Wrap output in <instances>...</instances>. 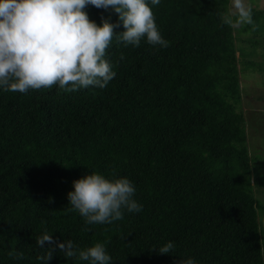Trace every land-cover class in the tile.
<instances>
[{
	"label": "trees",
	"instance_id": "obj_1",
	"mask_svg": "<svg viewBox=\"0 0 264 264\" xmlns=\"http://www.w3.org/2000/svg\"><path fill=\"white\" fill-rule=\"evenodd\" d=\"M147 2L169 46L114 37L106 87L0 88V264H89L63 255L55 242L67 240L81 250L103 243L110 264H264V206L254 192L264 171L250 162L236 108L243 52L220 19L230 0ZM85 11L97 24L119 20L111 8ZM252 12L257 30L241 31L257 46L264 9ZM93 172L131 180L142 210L87 224L67 194ZM45 233L53 243L40 247ZM169 241L172 252L159 253ZM49 247L52 259H41Z\"/></svg>",
	"mask_w": 264,
	"mask_h": 264
},
{
	"label": "clouds",
	"instance_id": "obj_2",
	"mask_svg": "<svg viewBox=\"0 0 264 264\" xmlns=\"http://www.w3.org/2000/svg\"><path fill=\"white\" fill-rule=\"evenodd\" d=\"M151 3L158 5L160 0ZM89 5L113 9L118 22L102 18L103 22L97 24L85 11ZM220 19L230 27L251 25L252 31L258 28L245 0H231V10ZM121 23L124 30L117 33ZM114 37L134 46H139L142 38L153 46H169L147 0H0V88L19 93L55 85L65 92L89 86L104 88L115 77L105 59ZM73 187L67 194L70 210L78 211L87 224H110L123 219L124 209L142 210V205L133 199L136 189L127 177L110 179L93 172L74 180ZM46 241L51 245L53 237L45 233L36 242L44 247ZM55 243L67 258L89 264H110L112 260L103 243L83 250L72 240ZM174 247L169 241L158 251L167 254ZM54 251L49 247L41 259L51 260ZM180 264L196 261L188 258Z\"/></svg>",
	"mask_w": 264,
	"mask_h": 264
},
{
	"label": "rangeland",
	"instance_id": "obj_3",
	"mask_svg": "<svg viewBox=\"0 0 264 264\" xmlns=\"http://www.w3.org/2000/svg\"><path fill=\"white\" fill-rule=\"evenodd\" d=\"M255 9H264V0H245ZM231 10V0L228 13ZM242 26L234 27L236 34V46L243 52L237 62L239 68V83L241 97L236 105L238 111H242L245 119V132L247 149L250 162L261 173L264 171V44L252 45L248 33L241 31ZM259 41H264L257 37ZM256 39V40H257ZM252 62L253 65L249 64ZM256 198L264 206V187L257 186L254 182ZM264 218V210L259 211V219Z\"/></svg>",
	"mask_w": 264,
	"mask_h": 264
}]
</instances>
